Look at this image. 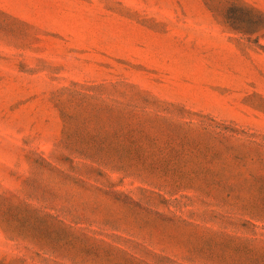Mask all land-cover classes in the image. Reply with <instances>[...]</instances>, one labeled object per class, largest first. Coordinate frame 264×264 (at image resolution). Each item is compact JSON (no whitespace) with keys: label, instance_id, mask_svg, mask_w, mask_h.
Masks as SVG:
<instances>
[{"label":"rangeland","instance_id":"obj_1","mask_svg":"<svg viewBox=\"0 0 264 264\" xmlns=\"http://www.w3.org/2000/svg\"><path fill=\"white\" fill-rule=\"evenodd\" d=\"M0 264H264V0H0Z\"/></svg>","mask_w":264,"mask_h":264}]
</instances>
